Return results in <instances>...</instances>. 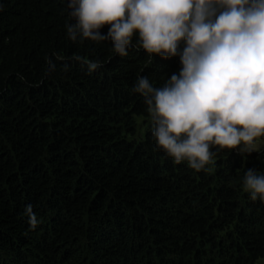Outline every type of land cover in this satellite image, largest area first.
I'll return each instance as SVG.
<instances>
[{
	"label": "trees",
	"instance_id": "16d2710c",
	"mask_svg": "<svg viewBox=\"0 0 264 264\" xmlns=\"http://www.w3.org/2000/svg\"><path fill=\"white\" fill-rule=\"evenodd\" d=\"M67 4L0 0V264H256L264 200L243 182L264 161L212 146L204 169L177 164L133 88L163 87L180 56L150 62L138 33L123 57L110 40L74 42Z\"/></svg>",
	"mask_w": 264,
	"mask_h": 264
},
{
	"label": "clouds",
	"instance_id": "9594fccd",
	"mask_svg": "<svg viewBox=\"0 0 264 264\" xmlns=\"http://www.w3.org/2000/svg\"><path fill=\"white\" fill-rule=\"evenodd\" d=\"M78 36L112 42L127 55L138 33V48L152 56H180L182 70L163 87L139 76L133 91L144 97L157 146L177 164L196 171L213 162L212 146L255 151L264 136V0H68ZM110 25L107 35L99 29ZM181 41L185 46L179 50ZM89 74L103 65L75 56ZM242 145V146H241ZM243 187L250 198L264 200V175L249 169ZM29 224L40 221L25 206Z\"/></svg>",
	"mask_w": 264,
	"mask_h": 264
},
{
	"label": "rangeland",
	"instance_id": "374dc122",
	"mask_svg": "<svg viewBox=\"0 0 264 264\" xmlns=\"http://www.w3.org/2000/svg\"><path fill=\"white\" fill-rule=\"evenodd\" d=\"M136 121H137L138 126H139V131L142 132L144 127H145L144 119L142 117L138 116V117H136ZM254 148H255V151H252V152L255 153L256 158H259L262 161H264V139L255 140L254 141ZM235 150L239 152L238 148ZM256 264H264V255H263V257H261L260 259H258L256 261Z\"/></svg>",
	"mask_w": 264,
	"mask_h": 264
}]
</instances>
